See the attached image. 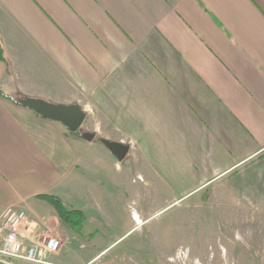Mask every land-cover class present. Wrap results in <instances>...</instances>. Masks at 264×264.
<instances>
[{"label":"crops","instance_id":"0c3cea01","mask_svg":"<svg viewBox=\"0 0 264 264\" xmlns=\"http://www.w3.org/2000/svg\"><path fill=\"white\" fill-rule=\"evenodd\" d=\"M0 42V91L79 105L96 134L87 142L0 97V216L41 204L25 211L61 254L96 216L114 221L115 198L96 181L128 185L113 142L174 159L164 175H187L193 191L223 181L263 220L264 0H0ZM40 195L83 212L84 235Z\"/></svg>","mask_w":264,"mask_h":264},{"label":"rangeland","instance_id":"374dc122","mask_svg":"<svg viewBox=\"0 0 264 264\" xmlns=\"http://www.w3.org/2000/svg\"><path fill=\"white\" fill-rule=\"evenodd\" d=\"M86 125L85 120L81 132ZM171 162L175 160L151 157L136 145L113 169L126 176L128 185L115 187L98 176L99 193L115 198L114 221L96 216L99 224L86 225V238L71 240L70 248L52 262L88 264L100 248L116 242L90 264H264V218L256 205L230 198L218 179L197 191L187 175L175 184V177L164 175ZM29 204L25 210L41 205Z\"/></svg>","mask_w":264,"mask_h":264},{"label":"built area","instance_id":"2783aa9c","mask_svg":"<svg viewBox=\"0 0 264 264\" xmlns=\"http://www.w3.org/2000/svg\"><path fill=\"white\" fill-rule=\"evenodd\" d=\"M62 248L58 237L37 233L26 211L8 208L0 216V264H54L45 258Z\"/></svg>","mask_w":264,"mask_h":264},{"label":"water","instance_id":"95a60500","mask_svg":"<svg viewBox=\"0 0 264 264\" xmlns=\"http://www.w3.org/2000/svg\"><path fill=\"white\" fill-rule=\"evenodd\" d=\"M18 102L22 106L34 110L47 120L63 124L71 133L79 132L88 116L87 113L76 104L60 105L31 97L19 99ZM81 138L87 142H93L96 139V134L93 132H82ZM105 145L120 162L124 160L129 152V147L123 144L105 142Z\"/></svg>","mask_w":264,"mask_h":264},{"label":"trees","instance_id":"16d2710c","mask_svg":"<svg viewBox=\"0 0 264 264\" xmlns=\"http://www.w3.org/2000/svg\"><path fill=\"white\" fill-rule=\"evenodd\" d=\"M3 55H4L3 48L0 42V58L2 60H4ZM0 97L10 100L18 105H21L15 97L3 91H0ZM72 134L80 136L81 133L79 131ZM39 198L48 202L54 208L61 221L67 224L74 232H76L78 235L81 236L84 235L83 229H84V224L86 222V217L83 212L78 210L70 211L67 208V206L64 204V202L57 196L40 195Z\"/></svg>","mask_w":264,"mask_h":264}]
</instances>
